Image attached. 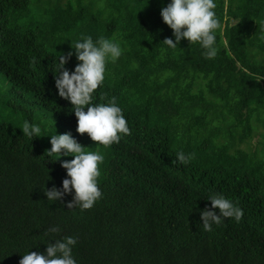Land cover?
<instances>
[{
    "label": "trees",
    "instance_id": "16d2710c",
    "mask_svg": "<svg viewBox=\"0 0 264 264\" xmlns=\"http://www.w3.org/2000/svg\"><path fill=\"white\" fill-rule=\"evenodd\" d=\"M169 3L0 0V264L46 254L68 236L77 238V264H264V156L241 146L264 128V0H214L222 26L214 59L186 38L175 49L163 42L175 41L161 16ZM89 36L122 49L93 93L95 104L115 97L131 130L110 147L77 132L73 106L55 85L59 57L72 51L65 68L74 71L72 44ZM227 119L236 143L205 136ZM25 121L41 137L24 135ZM68 132L104 156L102 197L91 209L67 207L74 189L62 201L44 191L63 190L68 178L61 163L75 157L46 152L51 135ZM181 151L188 164L173 163ZM211 194L241 208L242 219L205 231L202 210L219 214Z\"/></svg>",
    "mask_w": 264,
    "mask_h": 264
},
{
    "label": "clouds",
    "instance_id": "9594fccd",
    "mask_svg": "<svg viewBox=\"0 0 264 264\" xmlns=\"http://www.w3.org/2000/svg\"><path fill=\"white\" fill-rule=\"evenodd\" d=\"M214 0H171L166 7L161 9V16L172 30L175 41L165 38L163 42L172 49L180 44L182 39H187L191 44L199 43L205 58L214 59L217 56L216 30L222 31L220 21L216 18ZM75 56L80 63L74 71H69L65 65L73 56L69 51L59 57V73L55 76V85L60 97L69 100L77 117V132L81 135L87 133L96 144L110 147L119 144L122 135H131L128 122L122 109L117 106L113 97L107 104L93 103V93L105 80L106 62H115L121 55L122 49L118 43L101 37L95 43L89 36L72 44ZM101 99H104L101 96ZM87 108V111H85ZM23 134L32 137H41V127L25 121L21 127ZM52 147L46 152L49 156L72 155V160H63L61 166L67 170V177L63 180V190L53 186L46 189L45 194L49 201L63 200L66 193L75 190L72 201L67 202L69 209L80 207L81 210L91 209L95 202L102 197L98 186L101 176L100 165L104 156L99 152L85 151L84 145L79 143L70 132L51 135ZM191 156H186L183 151L177 153V161L188 164ZM211 201V209H219V214L214 210L205 208L201 212L203 229L212 231V225H219L222 218H235L239 222L244 212L231 200L222 194H211L207 197ZM57 233L58 227L48 229ZM77 238L68 236L56 240L55 244L48 243L46 254L30 251L23 255L19 264H77L72 256V247L76 245Z\"/></svg>",
    "mask_w": 264,
    "mask_h": 264
},
{
    "label": "rangeland",
    "instance_id": "374dc122",
    "mask_svg": "<svg viewBox=\"0 0 264 264\" xmlns=\"http://www.w3.org/2000/svg\"><path fill=\"white\" fill-rule=\"evenodd\" d=\"M263 110V109H262ZM261 110V111H262ZM224 113L228 112L225 110L218 109V113ZM260 112V110H259ZM259 112H257L251 119L254 125H256V118L258 117ZM233 126V127H232ZM234 124L232 123V120H226V121H217L213 125L209 126L207 129H205L204 133L206 137H215V134L219 133L221 136V139L223 142H229L233 144L234 136H236V131L234 130ZM261 132H264V128L260 125L258 133L254 135L253 139L249 142V144L244 143L241 146L244 148H250L251 150L258 147L257 151L262 156H264V140L261 137ZM236 143V139L234 140Z\"/></svg>",
    "mask_w": 264,
    "mask_h": 264
}]
</instances>
